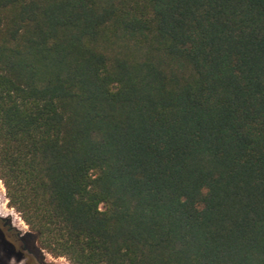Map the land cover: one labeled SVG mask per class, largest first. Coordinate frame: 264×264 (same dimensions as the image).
Listing matches in <instances>:
<instances>
[{"label": "trees", "instance_id": "16d2710c", "mask_svg": "<svg viewBox=\"0 0 264 264\" xmlns=\"http://www.w3.org/2000/svg\"><path fill=\"white\" fill-rule=\"evenodd\" d=\"M0 181V264H264V0H0Z\"/></svg>", "mask_w": 264, "mask_h": 264}, {"label": "rangeland", "instance_id": "374dc122", "mask_svg": "<svg viewBox=\"0 0 264 264\" xmlns=\"http://www.w3.org/2000/svg\"><path fill=\"white\" fill-rule=\"evenodd\" d=\"M0 218L5 220L8 225L2 228V233L6 238L13 241L14 234L19 232L21 234H25L29 232L28 226L22 221L20 215L8 205V201L5 194V189L3 187L2 182L0 181ZM11 229V231H9ZM15 251H13L12 257L9 259V264H25L26 259L17 260L15 257ZM23 256H28L27 252L22 253ZM46 264H69L64 258H54L49 254L44 252V257Z\"/></svg>", "mask_w": 264, "mask_h": 264}, {"label": "flooded vegetation", "instance_id": "af4514ba", "mask_svg": "<svg viewBox=\"0 0 264 264\" xmlns=\"http://www.w3.org/2000/svg\"><path fill=\"white\" fill-rule=\"evenodd\" d=\"M6 221L5 220H2L1 218H0V231H2V228L4 227V226H6V224L8 225V222L7 223H5ZM9 231H11V229H9ZM16 234V233H15ZM14 234V235H15ZM23 250V252H27V254L28 253H30V250H29V248L28 247H26V245L25 246H23V248H22Z\"/></svg>", "mask_w": 264, "mask_h": 264}]
</instances>
